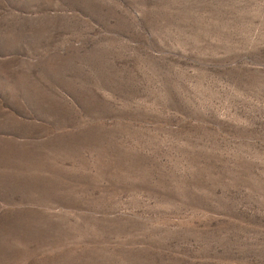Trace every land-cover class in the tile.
Instances as JSON below:
<instances>
[{"label": "rangeland", "instance_id": "374dc122", "mask_svg": "<svg viewBox=\"0 0 264 264\" xmlns=\"http://www.w3.org/2000/svg\"><path fill=\"white\" fill-rule=\"evenodd\" d=\"M0 264H264V0H0Z\"/></svg>", "mask_w": 264, "mask_h": 264}]
</instances>
